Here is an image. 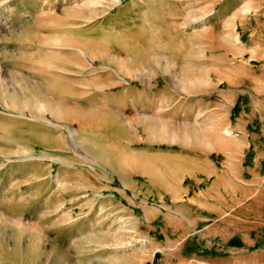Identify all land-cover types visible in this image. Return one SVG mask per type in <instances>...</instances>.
<instances>
[{
  "label": "rangeland",
  "instance_id": "1",
  "mask_svg": "<svg viewBox=\"0 0 264 264\" xmlns=\"http://www.w3.org/2000/svg\"><path fill=\"white\" fill-rule=\"evenodd\" d=\"M0 264H264V0H0Z\"/></svg>",
  "mask_w": 264,
  "mask_h": 264
},
{
  "label": "trees",
  "instance_id": "2",
  "mask_svg": "<svg viewBox=\"0 0 264 264\" xmlns=\"http://www.w3.org/2000/svg\"><path fill=\"white\" fill-rule=\"evenodd\" d=\"M239 112V102L237 101L235 105L232 107V115Z\"/></svg>",
  "mask_w": 264,
  "mask_h": 264
}]
</instances>
